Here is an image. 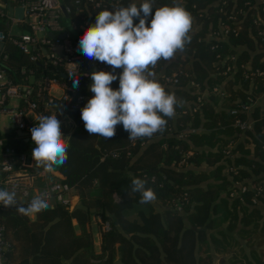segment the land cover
<instances>
[{"label": "trees", "instance_id": "trees-1", "mask_svg": "<svg viewBox=\"0 0 264 264\" xmlns=\"http://www.w3.org/2000/svg\"><path fill=\"white\" fill-rule=\"evenodd\" d=\"M64 2L71 14L62 23L80 42L86 59L101 25L117 14L107 40L96 51L108 70L107 82L94 84L99 73L88 64L79 75L68 71L64 60L55 64L42 47L26 53L8 34L0 42V68L10 84L31 87L29 99L38 104L39 112L66 113L77 123L63 149L60 170L79 203L70 208L42 204L35 221L28 204L0 207V223L10 245L8 262L214 264V250L220 255L229 252L234 264H264V112L255 106L258 97L264 101V78H245L256 68L264 70V26L253 21L255 6L264 19V3ZM19 25L30 30L26 23ZM221 25L229 27L228 36L217 37ZM0 29L9 30L1 16ZM109 52L116 58L113 67ZM32 55H39L36 61ZM178 72L180 82L170 92L164 77ZM47 77L88 100L80 108L55 97L50 102L44 90ZM214 87L224 93L221 109H216L220 95ZM180 99L191 105L187 113L174 117L171 106L178 113ZM248 105L253 127L242 131L236 121L246 122L248 112L241 107ZM202 125L205 130L198 132ZM241 133L248 148L237 142ZM15 144L7 137L3 140L4 147ZM240 186H247V191L231 196L230 191ZM258 186L262 194L256 193ZM144 192L163 208L157 212ZM177 199L184 212L169 208ZM93 215L112 228L102 233L101 252L90 226Z\"/></svg>", "mask_w": 264, "mask_h": 264}, {"label": "built area", "instance_id": "built-area-1", "mask_svg": "<svg viewBox=\"0 0 264 264\" xmlns=\"http://www.w3.org/2000/svg\"><path fill=\"white\" fill-rule=\"evenodd\" d=\"M12 3H17L20 8L23 9V18L21 19L18 16H10L7 4L0 2V16L5 17L7 21L11 23V26L18 25L20 23H26L29 25L30 30L22 31L20 34L13 35L10 31L7 33L5 30L0 29V42L5 39V37L10 36V38L17 44L24 52L33 53L38 51L41 47L44 49V53L48 57L54 59L55 64L62 62L67 67L68 71L74 74H80L82 69L85 68L87 59L80 54L79 45L80 42L75 39L66 27L62 23L64 18V12L62 9V0H9ZM260 4L264 3V0H259ZM77 6L82 5V0H75ZM99 4V3H98ZM70 12V8H67ZM257 13H255L254 22L259 23L264 26V19L261 16V9L255 6ZM264 12V8H262ZM221 33L217 37L228 36L229 27L227 25H221ZM51 33L55 37L51 36ZM66 33L65 35H62ZM261 36H264V32H260ZM218 35V34H217ZM155 38V37H154ZM46 49V50H45ZM39 55H32L31 59L36 61ZM228 58H234L232 55H227ZM231 66H226L224 73L228 76ZM96 71L100 73L103 78H106L108 73L107 68L103 66V62L99 61ZM182 72L175 73L173 75H165L164 80L166 84L170 86H175L180 82L179 76ZM89 71H86L85 76H89ZM258 76L264 78V70L261 68H256L252 71H249L245 75V78H249L253 81V77ZM193 86H196L194 82H191ZM61 85L64 87V92L61 97V100H64L68 105L74 108H80L88 100L87 97L78 95L77 91L65 84H61L54 77H47L44 79V90L48 92L52 85ZM32 88L28 85L21 84H10L5 70L0 68V116L2 114H9L11 117L12 124L14 128L26 131L28 138L34 144H41L45 142V136L42 131V128L37 123H32L30 120V114L39 112V106L37 103L32 102L29 99V94L31 93ZM216 94L223 96L219 88L214 87ZM50 95V94H49ZM51 96V95H50ZM145 96V93L142 94ZM20 98L22 104L17 109H10L8 107V102L10 99ZM53 101L51 96L50 102ZM201 101V99H199ZM252 105V104H251ZM153 108H149L151 112ZM241 109L245 112L250 110V105L243 106ZM235 113V110H231ZM236 124L239 125V129L242 131L251 128V124L247 122L236 121ZM184 137V134H181ZM232 144L228 145V148ZM13 151L9 147L3 146V139L0 137V207L11 206L10 196L11 195H21L22 197L27 198V204L30 208H36L44 202H55V205H61L64 207H72L75 203L74 188L65 182H53L46 184L42 189L38 190L35 196L32 195L34 186L32 180H29L28 175H19L15 176V162L12 159L11 155ZM64 151L62 152V155ZM19 166L21 167H32V162H28L27 156L25 153L19 155ZM186 160L181 161V164H185ZM155 178H152L154 181ZM247 186H240L239 190H231V196L242 195L247 191ZM257 194H262L261 186L256 188ZM256 202L257 200H253ZM169 208L173 209L179 213L184 212L182 200H173L169 203ZM111 224L110 222L101 221V230L102 232L110 231ZM10 245L9 242L5 239L4 226L0 223V264H10L7 260L6 253L9 251Z\"/></svg>", "mask_w": 264, "mask_h": 264}, {"label": "crops", "instance_id": "crops-1", "mask_svg": "<svg viewBox=\"0 0 264 264\" xmlns=\"http://www.w3.org/2000/svg\"><path fill=\"white\" fill-rule=\"evenodd\" d=\"M0 2L7 4V8H8V11L10 13L9 14L10 16H17L16 13H12L11 9H10V8H12L15 11V9L20 8L16 2L15 3H12V2L8 3L6 0H0ZM62 3H63L62 5H65L66 8H68V6L65 4L64 0H62ZM68 13H70V12L68 11ZM70 14L67 16L64 12V19L68 18L70 16ZM116 15H113L110 18V20H108L107 23H105L104 25H101V29L97 35L98 37L95 38L96 40L94 42V45L88 50L87 63L89 65V67H91L94 70L97 69V66L99 64V59H98L97 53H96L97 47L99 46V43L102 44L103 42H105L107 40V37L109 36L108 31H109L111 23H112V21ZM7 24L9 26L8 32L11 29V33L13 35L20 34V33H22V31H24L20 27L19 24L18 25L15 24V25L11 26V23L9 21H7ZM16 26L21 28L22 31L14 32V29L16 28ZM66 30H68V28H66ZM108 58L112 64V67L115 66L116 58L112 54V52H109ZM158 75H160V73L156 74V76H158ZM93 82H94V84H104L107 81H106V78H103V76L99 73L98 75H96L94 77ZM165 84H164V86H167L170 88V90H171L170 92H174V90H173L175 88L174 86H170L167 84L165 85ZM221 89L223 90V85H222ZM63 92H64V87H62L61 85H55V84L52 85V87L49 90V94L52 97H55V99H61ZM203 96L208 99L210 97V93L206 92L203 94ZM144 97L145 96H143V98ZM221 97L222 96L219 97V105L216 106V109H221V106H223L222 105L223 104V102H222L223 98H221ZM180 102L183 103V105H181V109L179 110L178 113L175 112L174 107L171 106V112L173 113L174 117H177L182 113H187V107H188V105L189 106L191 105L190 101H185L183 99H180ZM255 103H256L255 106L260 107L261 111L264 112V108H263L264 101H262V97H258L256 99ZM21 104H22V101L20 98H13V99L9 100L8 107L10 109H17V107H20ZM142 111L145 112L146 110H142ZM29 116H30V120L32 121V123H37L42 128V131H43L44 136H45V142L44 143H41V144L32 143V141L29 140L26 131L14 128V125L12 124L11 117L9 116V114H2L0 116V123H2L3 121L7 122V123L2 124L0 126V134L7 137L8 140L16 143L15 145H5V147H9V149H11L13 151L12 152L13 154L11 155L13 160L15 158H17V160H18L19 155L21 153H25V155L27 156L28 162H32L33 168L32 167H28V168L27 167H21V166H19V164H16L15 169H14V174H15V176L28 175L27 177L29 178V180H32V184L34 186V189L32 191V195L35 196L37 191L42 189V187H44L46 184L53 183V182H64L65 181L64 174H62L61 170H60L61 161L63 158L62 152H63L64 147L69 143V140H70L72 134L77 129V123L68 114L57 113V112H55V110H52L49 116L43 114L42 112L30 114ZM246 122L251 124V127H253L251 111L248 112V118H247ZM204 130H205L204 125H202L198 129V132H202ZM5 137H2V139L5 140ZM237 138H238L237 142H241L242 144L245 145L246 148H248L249 142L248 143L246 142V140L243 136V133H241L239 135L237 134ZM30 144L33 147H35V149L38 150L37 153L31 152L30 154H28L25 151L26 147H27V151L29 150ZM20 148H22V150H20ZM74 195L76 197L75 203L76 202L79 203V197L76 195L75 189H74ZM144 195L148 197L147 198L148 201L153 204V206L157 212L163 208V205L159 201H157L154 196L148 194L147 192H144ZM16 196H18V195H16ZM11 199H13V201H11ZM11 199H10L11 206H14V207L19 206L21 204H27V201H21V199H18V198L13 197ZM42 204L54 206L55 202L50 201V202H44ZM42 204L40 206H42ZM38 207L33 208V209L30 208L29 216L32 219V221L36 220V211H37ZM91 220L92 221L90 222V226L92 228L94 236L97 235V237H94L95 243H96L95 244L96 250L98 252H101V244H102L101 243V239H102V232L101 231L102 230H101V226H98V225H100L101 221H103V220H101V218L97 215H93ZM74 224L76 225L77 221H74ZM95 225H96L97 229L100 228V230H97L96 233L94 231ZM96 238H97V240H96ZM212 255H213V262H216L217 264H225L228 261L230 262L228 264H234V263H231V261H230L231 254L229 252H228V254L220 255V254H217V252H215L214 250H212ZM262 258L264 260V251H263V257ZM116 259H118V257ZM64 264H70V262L67 261Z\"/></svg>", "mask_w": 264, "mask_h": 264}, {"label": "rangeland", "instance_id": "rangeland-1", "mask_svg": "<svg viewBox=\"0 0 264 264\" xmlns=\"http://www.w3.org/2000/svg\"><path fill=\"white\" fill-rule=\"evenodd\" d=\"M20 31H22L21 30V28H19V27H17L16 26V28L14 29V32H20ZM6 119V118H5ZM5 123H7V122H2V123H0V126L2 125V124H5ZM30 147H29V150L27 151V147L25 148V151L28 153V154H30L31 152L33 153H37L38 152V150L37 149H35V147H33L31 144L29 145ZM18 198V199H21V201H27V198L26 197H22L21 195H19V196H16V195H11L10 196V198L9 199H11V198ZM20 197V198H19ZM11 201H13V199H11ZM161 210V209H160ZM98 226H101V223H100V225H98ZM97 230H100V228L99 229H97V227H96V225H95V233L97 232ZM102 232V231H101ZM103 233V232H102ZM94 237H97V235H95ZM96 240H97V238H96ZM214 264H217L216 262H213ZM228 263H230L229 261L228 262H226L225 264H228Z\"/></svg>", "mask_w": 264, "mask_h": 264}, {"label": "water", "instance_id": "water-1", "mask_svg": "<svg viewBox=\"0 0 264 264\" xmlns=\"http://www.w3.org/2000/svg\"><path fill=\"white\" fill-rule=\"evenodd\" d=\"M11 9V12L12 13H16V15L18 16V17H20L21 19L23 18V9L22 8H18V9H15V11H14V9H12V8H10ZM62 9H63V11L65 12V14L68 16L70 13H68V9L66 8V6L65 5H62ZM66 33H64V34H62V35H65ZM51 36L52 37H55L54 36V34L53 33H51ZM66 76V75H65Z\"/></svg>", "mask_w": 264, "mask_h": 264}]
</instances>
